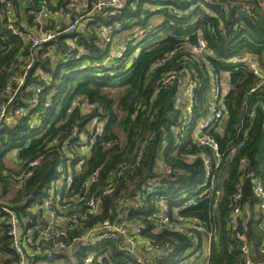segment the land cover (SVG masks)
<instances>
[{
    "label": "trees",
    "instance_id": "trees-1",
    "mask_svg": "<svg viewBox=\"0 0 264 264\" xmlns=\"http://www.w3.org/2000/svg\"><path fill=\"white\" fill-rule=\"evenodd\" d=\"M71 1L0 0V106L18 89L32 62L8 107L11 112L24 108L27 114L0 130V202L29 229L42 226L43 210L36 203L57 177V165L66 166L73 159L76 193L71 203L84 212L80 198H100L101 210L79 221L66 243L124 215L140 225L141 237L159 245L157 259L143 264H204L206 236L179 232L177 216H183L216 234L209 264H244L241 242L228 227L236 206L244 212L239 231L257 249L255 262L264 263L258 249L264 243V214L252 192L254 179L264 185V85L258 86L255 73L257 69L264 78V0H127L120 10L82 19L78 31L68 35L62 31L84 16L69 12ZM84 1L92 6L97 0ZM45 7L50 15L37 22L36 15ZM8 12L13 14L11 23ZM54 12H69L71 18L52 17ZM40 28L53 37L34 47L32 39L39 37ZM104 30L110 42L103 37ZM201 40L207 50L196 55L193 48ZM121 43L126 45L122 57L113 58L111 52ZM223 80L228 85L227 121L223 132L208 133L218 145L222 168L212 197L199 198L205 170L202 157L195 156L210 157L212 150L196 144L190 135L181 139L173 132L183 111L178 95L185 81L196 83L200 107L212 81L221 88ZM34 98L38 102L32 105ZM99 124L103 130L97 134ZM82 135L95 136L97 143L77 169ZM158 162L169 166L171 173ZM94 172L98 176L91 181ZM247 172L250 178L243 177ZM28 173L23 181L17 178ZM152 183L155 191L148 193ZM237 185L241 196L235 201ZM108 189L111 193L105 194ZM163 211L171 227L156 224ZM10 230L9 217L0 208V264L18 261ZM49 248L43 244L39 252ZM90 252L94 253L90 264H140L111 242L94 249L59 250L36 264H87Z\"/></svg>",
    "mask_w": 264,
    "mask_h": 264
},
{
    "label": "built area",
    "instance_id": "built-area-1",
    "mask_svg": "<svg viewBox=\"0 0 264 264\" xmlns=\"http://www.w3.org/2000/svg\"><path fill=\"white\" fill-rule=\"evenodd\" d=\"M127 0H97L90 6L87 1L84 0H72L70 6L68 7L69 12H73L79 15L84 13L76 20L74 24L69 25L63 33L68 35H73L78 31L79 22L82 19L90 17L94 13H100L103 10H120L122 9ZM4 0H1V4H4ZM7 9L10 5L6 4ZM69 12H54L52 17H59L63 14V18L70 19ZM47 7L43 8L38 15H36L37 22L47 18L50 14ZM9 23L12 22L13 14H7ZM26 30V29H25ZM39 37L33 38V46L39 47L48 40H50L53 35L46 34L43 30L39 29ZM29 33V32H28ZM103 37L107 42L111 39L108 36V31L104 30ZM132 39V38H131ZM70 47H73L72 41L69 42ZM126 49L125 43L117 45L116 48L111 52L113 58L120 59ZM207 50L206 43L201 40L197 47L193 48V53L198 55ZM32 67V62L26 67V71L30 70ZM26 71L22 78L19 80V87L24 83ZM256 75L260 78V83L258 86L264 85V78L262 77L260 71L255 69ZM175 78H169L168 81L174 80ZM185 81V85L179 91V100L177 105H183V111L179 119V123L173 127V132L179 137L184 138L190 135V139L198 145L207 146L212 150V155L210 157H203L202 155H196L195 159L201 158L204 164L205 170V181L202 186L204 191L200 194L199 198L207 196L212 197V193L215 191L217 175L222 168V155L219 153L217 143L208 135V133L216 129L217 131L223 132L225 124L228 117V109L225 103V98L228 94V85L225 80L227 91L222 94V88H218L216 84L211 83L208 91L204 94V104L198 106V98L196 96L195 90L197 88L196 83ZM17 89V90H18ZM16 90V91H17ZM255 89L252 90L254 92ZM14 92L8 99L6 104L0 106V130L3 125H13L17 119L27 114L26 109L18 108L14 112L8 110L10 104L17 94ZM40 91H37L39 93ZM38 99L34 98L32 105L36 104ZM264 110V106L262 107ZM255 116V108L253 107L249 113V118ZM95 125H96V121ZM95 130V133H100L103 130V125L99 124ZM82 145L79 150L81 158L76 164L77 169H81L85 163L86 158L91 155V150L95 143H97V138L90 135H82ZM242 144L239 145L241 147ZM236 153V148L232 150L231 156ZM190 159H192L190 157ZM38 161L33 162L31 165L35 166ZM158 165L167 173H171V168L165 166L164 163L158 162ZM245 160H241V170L243 174L245 172ZM73 159H68L66 166L62 162L57 165V177L54 178L50 187L47 190L46 196L38 204V208L43 210V219L45 220L42 226L36 227V229H29L28 225H25L21 218L11 209L7 208L0 202V208L5 211L9 217L10 225V236L12 242V249L14 255L17 257L18 261L16 264H36L42 263L38 261L41 258L51 257L53 252L64 250L70 251L76 246L87 247L89 249L97 248L107 242L114 244L116 248L123 251L126 255L135 258L140 264L145 261L153 262L157 259V254L159 252V245H154L152 241L141 237V227L137 222H132L126 219L124 215H119L115 220H106L103 223L97 224L89 228L86 232L81 235L75 236L70 239L69 243L65 242V238L69 236L70 230H75L79 227V221H85L90 215H97L101 210V199L100 198H80L78 202L85 201V210L82 212L78 210L75 205L71 203L75 196V189L73 188V178H74ZM98 172H94L91 176V181H95ZM30 173L27 175H21L17 177L19 180L23 181L26 179ZM243 177L250 178L251 174L249 172L245 173ZM89 184V183H88ZM21 184L17 185L20 187ZM237 195L234 200L240 199V186L237 185ZM156 185L152 183L148 188L147 192L152 193L155 191ZM254 196L258 199V209L264 214V185L261 180H253V190ZM111 193V190H106L105 194ZM216 195L221 196V191H217ZM78 196V195H77ZM1 198V195H0ZM77 198V197H76ZM34 204V205H36ZM189 203H186L184 207H187ZM218 201L214 202V207H217ZM183 207V208H184ZM181 208L179 211H182ZM242 208L234 206L232 208L228 227L236 233L237 239L241 242V253L244 258V264H257L256 259V248L249 244L247 235L244 231H239V223L243 219ZM28 222H32L28 218ZM156 224L159 226H164L166 228L171 227L170 220L166 211L159 214L156 220ZM177 225L175 228L181 233H188L190 236H194L197 232L204 233L206 236V248L202 255L201 261L204 264H209V258L211 254L212 243L217 240V236L213 231H208L207 227L198 222L197 220H192L188 222L183 216H177ZM37 232V234H36ZM47 244L50 246L49 251L45 253L41 251V246ZM256 249V250H255ZM262 254H264V243L258 248ZM48 259V258H47ZM92 257L87 261L90 264ZM181 264H185L182 262ZM264 264V263H261Z\"/></svg>",
    "mask_w": 264,
    "mask_h": 264
},
{
    "label": "rangeland",
    "instance_id": "rangeland-1",
    "mask_svg": "<svg viewBox=\"0 0 264 264\" xmlns=\"http://www.w3.org/2000/svg\"><path fill=\"white\" fill-rule=\"evenodd\" d=\"M155 21H156V19H155ZM158 22H159V20H157ZM221 88H222V94H225V92L227 91V88H226V84H225V82H224V80H223V82H222V84H221ZM63 102H61V103H59V105H58V109L59 110H61L62 109V107H63ZM11 161V160H10ZM12 167L14 166V163H13V161H11L10 163H9ZM94 255V253L93 252H90L89 253V257H92ZM75 263V262H74ZM73 263V264H74Z\"/></svg>",
    "mask_w": 264,
    "mask_h": 264
}]
</instances>
